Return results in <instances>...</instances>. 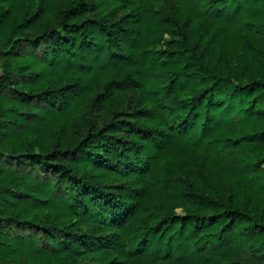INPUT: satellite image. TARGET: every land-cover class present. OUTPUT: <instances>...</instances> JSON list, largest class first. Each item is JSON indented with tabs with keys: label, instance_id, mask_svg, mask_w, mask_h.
<instances>
[{
	"label": "trees",
	"instance_id": "16d2710c",
	"mask_svg": "<svg viewBox=\"0 0 264 264\" xmlns=\"http://www.w3.org/2000/svg\"><path fill=\"white\" fill-rule=\"evenodd\" d=\"M0 264H264V0H0Z\"/></svg>",
	"mask_w": 264,
	"mask_h": 264
}]
</instances>
